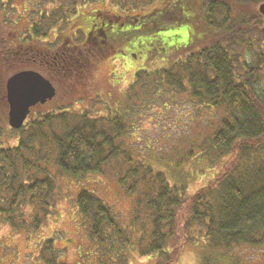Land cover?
<instances>
[{"label": "trees", "instance_id": "obj_1", "mask_svg": "<svg viewBox=\"0 0 264 264\" xmlns=\"http://www.w3.org/2000/svg\"><path fill=\"white\" fill-rule=\"evenodd\" d=\"M250 2L254 3L252 11L245 9ZM261 2L264 0H164L161 6L147 12L133 14L129 8L123 13L117 11L120 20L112 22L103 16L102 9L98 14L91 11L93 19L87 25L91 40L97 41L92 50L63 45L48 51L38 43L47 33L38 31V20L31 21L23 44L45 51L43 74L52 82L55 77L63 80L67 76L68 80L79 81L82 68L93 64L89 54L99 51L111 53L114 49L115 56L153 50L169 56L170 52L184 51L169 59L168 68L154 70L153 77H159L164 86L170 85L171 88L167 87L171 91H183L185 79L194 98L206 106L224 108L226 114L209 142L215 151L228 154L231 159L206 186L188 195L183 186L169 184L161 171L154 173L149 165L134 161L130 151H122L126 140L123 136L130 129L123 116H117L119 111L95 116L88 108L70 110L69 105L58 106L13 129L18 132L15 145L0 146V220L15 229L41 226L44 217L56 209L59 197L51 164L61 173L82 178L103 172L104 165L114 160L119 166L116 180L126 194L144 189L136 201L138 207L133 210L138 217V209L144 207L149 218V232L143 228V222L138 227L141 233L137 251L141 257L161 256L158 264H174L180 248L200 235L211 250L257 245L264 238V98L256 88L264 73V32L262 38L253 40V45L251 38L244 37L248 31L241 26L249 30L264 26L258 11ZM39 15L45 18L44 10ZM53 15L51 12L48 17ZM96 16L101 20L97 21ZM240 17L243 24L239 23V32L231 43L239 40L244 50L252 51L253 62L240 54L243 51L224 44L223 37L235 30L233 21ZM184 25L189 27L184 42L172 44V37L161 33ZM195 29L201 36L189 39ZM223 31L226 33L222 34ZM219 37L222 38L218 40ZM173 65L179 66L176 72L171 71L175 69ZM143 73L149 74L140 69L136 77L142 78ZM76 204L87 224V235L95 243L96 264H129V254L134 249L129 227L116 220L111 207L90 191L80 190ZM37 247L42 264H58V250L50 239L40 241ZM201 263L213 264L204 259Z\"/></svg>", "mask_w": 264, "mask_h": 264}, {"label": "rangeland", "instance_id": "obj_2", "mask_svg": "<svg viewBox=\"0 0 264 264\" xmlns=\"http://www.w3.org/2000/svg\"><path fill=\"white\" fill-rule=\"evenodd\" d=\"M162 1L164 0L0 1V146L15 145L18 137V132L14 131L7 121L8 107L4 96L6 79L20 67L45 73L42 70L44 66L39 62H44V53L35 57L38 62L30 63L15 58L14 54L10 55L12 59H7L3 46L9 41L17 42L18 39L24 42L31 30V21L36 19L40 22L38 31L47 33V37H43L38 43L48 51H54L63 45L92 50L97 41L91 40L92 33L87 25L93 19V15L90 16L91 11L98 14V10L102 9L103 16H107L112 22L120 20L117 11L123 13L129 8L133 14L147 12L161 6ZM253 8L252 2L245 7L249 11ZM42 10L45 12L43 19L39 15ZM51 12H54V15L49 18ZM63 15L66 16L65 19L62 18ZM217 18L220 19L218 16ZM242 18L233 21V25L231 23L232 26L235 25V30L223 37L224 44L233 47L235 51H243L239 53L244 55L247 61L253 62L252 51L244 50L239 40L231 43L232 38L236 37L235 33L239 32L237 28ZM95 19L101 20L97 16ZM241 27L248 31L244 37L251 38L253 45H256L254 41L263 36L262 25H258L254 30H249L247 26ZM194 32L189 39L201 36L198 29ZM161 33L165 37H172L171 42L175 44L185 41L189 27L184 25ZM225 33L223 31L222 34ZM102 35L103 33L100 36ZM189 39L186 44H189ZM168 41L170 42L169 39ZM36 51L39 52L40 49L30 48L31 54ZM111 51L89 54L93 64L82 68L79 81L75 78L68 80L69 76L63 80L55 77L57 94L47 103L31 107L25 122L38 114L51 112L58 106L62 108L69 105L70 110L88 108L95 112V116L114 115L110 112L119 111L117 116H123L125 125L130 129L123 136L126 140L123 141L122 151H130L134 161L149 165L154 173L161 171L169 184L181 185L186 194H194L206 186L231 159L228 154L215 151L209 142L211 134L226 114L224 108L206 106L205 102L194 98L190 84L185 79L182 81L183 91L174 88L171 91L170 85L166 84L168 88L162 84L159 77H153L154 70L168 68L171 64L169 59L172 60L184 51L170 52L169 56L156 54L154 50L137 55L124 52L117 56L114 55V49ZM173 67L175 69L171 71L176 72L179 66ZM140 69L149 74L143 73L142 78L136 77ZM256 88L264 98V73ZM115 164L116 161L111 160L107 166L104 165L103 172L87 174L82 178L61 173L57 166L51 164L49 168L59 196L56 209L44 217L37 229H15L0 220V264H42L37 245L44 239H50L58 250V264H96L93 252L95 243L87 235V224L81 219L76 204V196L80 190L90 191L100 197L114 211L116 220L131 230L134 249L129 254V264H158L162 261L161 256L149 258L138 254L137 238L141 233L138 227L141 228L143 222V228L148 231L149 218L144 207L138 209V217L133 210L138 207L136 201L143 195L144 189L137 188L134 193L126 194L125 189L116 180L119 166ZM148 178L146 176V179ZM135 217L138 219H134ZM224 249L211 250L204 236L200 235L197 240L180 248L174 264H202L203 259L213 264H264V238L257 245H232L228 250Z\"/></svg>", "mask_w": 264, "mask_h": 264}, {"label": "water", "instance_id": "obj_3", "mask_svg": "<svg viewBox=\"0 0 264 264\" xmlns=\"http://www.w3.org/2000/svg\"><path fill=\"white\" fill-rule=\"evenodd\" d=\"M258 11L264 19V2L259 3ZM5 91L7 121L13 129L23 125L31 107L44 104L55 95L52 82L32 69H24L10 75L6 79Z\"/></svg>", "mask_w": 264, "mask_h": 264}, {"label": "flooded vegetation", "instance_id": "obj_4", "mask_svg": "<svg viewBox=\"0 0 264 264\" xmlns=\"http://www.w3.org/2000/svg\"><path fill=\"white\" fill-rule=\"evenodd\" d=\"M3 47L6 49L5 53L7 54V59H12L10 55L14 54L15 58H18L20 60L23 59V60L28 61V62L30 61V63L38 62L39 60L36 59L35 57H37L40 53L45 54V51H39V52L36 51V52L31 54L30 53V47H26L23 44V42L19 41V39L17 42L9 41V43H7L6 46H3ZM22 57H24V58H22ZM39 62L41 63L40 65L43 64V60H40ZM21 69H26V68L20 67L17 70H21Z\"/></svg>", "mask_w": 264, "mask_h": 264}]
</instances>
